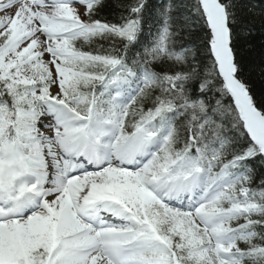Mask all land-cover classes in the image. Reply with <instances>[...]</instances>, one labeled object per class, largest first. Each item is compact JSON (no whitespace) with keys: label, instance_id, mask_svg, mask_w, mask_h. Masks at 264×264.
Returning a JSON list of instances; mask_svg holds the SVG:
<instances>
[{"label":"snow or ice","instance_id":"6c2138e0","mask_svg":"<svg viewBox=\"0 0 264 264\" xmlns=\"http://www.w3.org/2000/svg\"><path fill=\"white\" fill-rule=\"evenodd\" d=\"M106 7L0 0V264H264V0Z\"/></svg>","mask_w":264,"mask_h":264},{"label":"trees","instance_id":"16d2710c","mask_svg":"<svg viewBox=\"0 0 264 264\" xmlns=\"http://www.w3.org/2000/svg\"><path fill=\"white\" fill-rule=\"evenodd\" d=\"M107 3L110 7H106L102 11V15H107L109 18L112 16L111 6L114 5L115 0H107ZM259 35H257L256 40L257 43L259 42ZM240 57H242V64L247 68L248 66V55L246 52L240 53ZM245 79L248 81V83L251 86L252 95L256 99V101L259 103L261 101H264V80H261L258 76V74H251L246 71L244 73Z\"/></svg>","mask_w":264,"mask_h":264},{"label":"rangeland","instance_id":"374dc122","mask_svg":"<svg viewBox=\"0 0 264 264\" xmlns=\"http://www.w3.org/2000/svg\"><path fill=\"white\" fill-rule=\"evenodd\" d=\"M5 2H6V0H5Z\"/></svg>","mask_w":264,"mask_h":264}]
</instances>
